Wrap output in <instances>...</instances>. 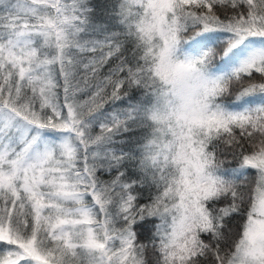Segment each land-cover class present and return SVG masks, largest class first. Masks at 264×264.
<instances>
[{"label": "snow or ice", "instance_id": "1", "mask_svg": "<svg viewBox=\"0 0 264 264\" xmlns=\"http://www.w3.org/2000/svg\"><path fill=\"white\" fill-rule=\"evenodd\" d=\"M0 264H264V0H0Z\"/></svg>", "mask_w": 264, "mask_h": 264}, {"label": "trees", "instance_id": "2", "mask_svg": "<svg viewBox=\"0 0 264 264\" xmlns=\"http://www.w3.org/2000/svg\"><path fill=\"white\" fill-rule=\"evenodd\" d=\"M95 2L98 4V5H104L106 3V0H95ZM80 99H87V92L83 93V94H80L79 96ZM107 178V177H105ZM150 226V225H149Z\"/></svg>", "mask_w": 264, "mask_h": 264}]
</instances>
